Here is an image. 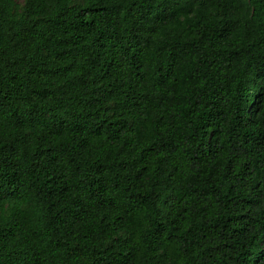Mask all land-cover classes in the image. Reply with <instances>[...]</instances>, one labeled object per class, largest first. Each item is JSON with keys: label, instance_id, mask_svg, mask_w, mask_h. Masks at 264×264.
<instances>
[{"label": "trees", "instance_id": "16d2710c", "mask_svg": "<svg viewBox=\"0 0 264 264\" xmlns=\"http://www.w3.org/2000/svg\"><path fill=\"white\" fill-rule=\"evenodd\" d=\"M0 264H264V0H0Z\"/></svg>", "mask_w": 264, "mask_h": 264}]
</instances>
